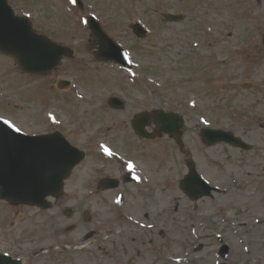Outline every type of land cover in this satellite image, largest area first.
<instances>
[{
	"label": "rangeland",
	"instance_id": "rangeland-1",
	"mask_svg": "<svg viewBox=\"0 0 264 264\" xmlns=\"http://www.w3.org/2000/svg\"><path fill=\"white\" fill-rule=\"evenodd\" d=\"M9 1L38 32L75 50L53 78L74 79L76 87L66 99L46 105L40 86L49 80L22 76L13 62L0 57V94L23 108L18 112L0 101L1 114L16 117L28 134L59 131L89 150L92 137L103 139L98 149L105 144L124 154L119 160L132 158L145 181L125 185L122 207L113 192L97 195L89 181L98 166L92 151L66 183L59 207L42 213L47 221L32 207L0 200V252L32 264H264V0H80L82 9L72 0ZM166 13L182 14L186 21L166 24ZM92 15L130 53L132 73L102 65L100 69L114 70L109 80L102 74L86 79L100 66L85 24ZM137 22L150 31L146 41L129 30ZM203 28L204 38L193 47L177 38L195 39ZM190 51L197 54L199 67L181 63L179 54ZM194 74L192 86L179 83ZM175 79L179 81L169 82ZM168 85L166 91L157 90ZM104 96L121 97L127 105L115 111L108 102H98ZM48 105L57 109L54 124ZM172 107L187 117L184 140L199 173L223 190L212 199L195 203L182 191L180 182L188 171L174 141L165 136L140 140L133 132L137 114ZM204 128L231 130L254 149L208 148L200 137ZM124 165L114 162L113 175L119 176ZM66 208L76 211L72 221L63 215ZM80 210H88L94 222L78 225ZM120 213L141 227L129 228L125 217L115 220ZM224 246L230 253L227 262L221 257Z\"/></svg>",
	"mask_w": 264,
	"mask_h": 264
},
{
	"label": "water",
	"instance_id": "water-1",
	"mask_svg": "<svg viewBox=\"0 0 264 264\" xmlns=\"http://www.w3.org/2000/svg\"><path fill=\"white\" fill-rule=\"evenodd\" d=\"M166 18L167 21L180 20V17L173 15H166ZM93 26L104 44L112 45L97 25ZM136 29L141 30L139 27ZM58 49L50 46L45 38L36 36L26 19L17 18L7 0H0V52L16 58L26 71H40L59 61ZM105 51L107 55L120 56L116 48ZM171 129L169 127L167 132ZM77 160L76 151L60 138L21 136L0 122V198L43 203L46 196L60 190L62 179ZM197 179L194 174L190 182ZM210 191L200 190L196 193L209 195ZM1 260L0 257V264Z\"/></svg>",
	"mask_w": 264,
	"mask_h": 264
},
{
	"label": "snow or ice",
	"instance_id": "snow-or-ice-1",
	"mask_svg": "<svg viewBox=\"0 0 264 264\" xmlns=\"http://www.w3.org/2000/svg\"><path fill=\"white\" fill-rule=\"evenodd\" d=\"M72 2H73V3H75V2H76V0H72ZM85 23H86V21H85ZM16 131H19V129H16Z\"/></svg>",
	"mask_w": 264,
	"mask_h": 264
},
{
	"label": "bare ground",
	"instance_id": "bare-ground-1",
	"mask_svg": "<svg viewBox=\"0 0 264 264\" xmlns=\"http://www.w3.org/2000/svg\"><path fill=\"white\" fill-rule=\"evenodd\" d=\"M245 196V195H244ZM164 200V199H163ZM261 223H263V221H260ZM186 264H187V261H186Z\"/></svg>",
	"mask_w": 264,
	"mask_h": 264
}]
</instances>
